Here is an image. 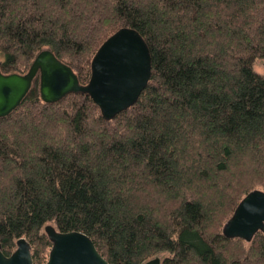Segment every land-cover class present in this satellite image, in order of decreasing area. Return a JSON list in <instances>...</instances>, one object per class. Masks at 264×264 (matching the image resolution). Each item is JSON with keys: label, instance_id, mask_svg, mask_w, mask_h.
I'll use <instances>...</instances> for the list:
<instances>
[{"label": "trees", "instance_id": "1", "mask_svg": "<svg viewBox=\"0 0 264 264\" xmlns=\"http://www.w3.org/2000/svg\"><path fill=\"white\" fill-rule=\"evenodd\" d=\"M137 30L151 75L104 119L87 94L54 103L38 78L0 118V243L44 264L47 224L88 235L109 264H264V234L222 226L264 190V0H0V70L24 73L44 47L81 84L101 43Z\"/></svg>", "mask_w": 264, "mask_h": 264}, {"label": "water", "instance_id": "2", "mask_svg": "<svg viewBox=\"0 0 264 264\" xmlns=\"http://www.w3.org/2000/svg\"><path fill=\"white\" fill-rule=\"evenodd\" d=\"M151 75L150 51L141 34L121 27L107 37L90 62V77L81 84L73 69L49 47L40 49L24 74L0 70V118L9 115L23 101L38 78V92L45 103H54L69 93L87 94L104 119H112L132 106L146 87ZM226 238L250 242L255 234H264V191L254 189L237 204L222 226ZM44 232L51 243L44 264H109L92 239L83 232H61L47 224ZM0 264H33L29 242L21 237L10 255L1 250ZM143 264H161L154 257Z\"/></svg>", "mask_w": 264, "mask_h": 264}, {"label": "rangeland", "instance_id": "3", "mask_svg": "<svg viewBox=\"0 0 264 264\" xmlns=\"http://www.w3.org/2000/svg\"><path fill=\"white\" fill-rule=\"evenodd\" d=\"M253 69L257 72V73H260V74H264V59H260L258 61H256L253 65ZM28 70V69H27ZM26 70V71H27ZM25 71V72H26ZM24 72V73H25ZM24 73H20V74H24ZM264 191V190H263ZM158 257H162V254L159 255Z\"/></svg>", "mask_w": 264, "mask_h": 264}]
</instances>
